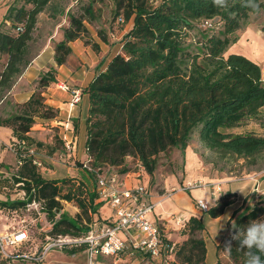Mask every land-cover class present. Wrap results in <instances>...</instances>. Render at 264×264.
Returning a JSON list of instances; mask_svg holds the SVG:
<instances>
[{
    "label": "trees",
    "instance_id": "1",
    "mask_svg": "<svg viewBox=\"0 0 264 264\" xmlns=\"http://www.w3.org/2000/svg\"><path fill=\"white\" fill-rule=\"evenodd\" d=\"M49 1L26 0L27 5H32L30 9L7 8L0 25V55L7 57L0 72V97L27 68L37 15ZM111 1L113 19L121 18L123 23L131 22V26L119 40L121 51L111 57L105 69L84 90L89 101L85 159L90 160L91 168L118 169L119 175L140 173L149 179L156 169L158 155L172 149L184 151L195 132L202 146L219 159H242L254 165L264 153V136L237 134L232 130L245 120L256 118L264 109V67L227 50L235 42L231 36L255 13L242 7L239 0L227 11L214 7L212 0ZM258 2L264 9V0ZM82 11L80 17H69L70 24L55 46L53 61L57 67L64 65L72 53L69 44L86 33L84 21L95 20L91 3L82 7ZM212 20L220 24L216 33L199 29L198 23ZM5 21L11 24L15 34L2 31ZM197 29L198 36L190 37ZM101 37L105 42L103 34ZM94 47L98 50V46ZM55 83L56 70L50 68L38 79L36 88L41 92L35 90L16 115L0 119V127L12 131L16 163H21L11 180L15 185L20 184L24 192L23 200L0 201V208L17 210L35 201L42 202L43 213L51 224L45 235L78 236L89 230L91 217L100 208L94 204L95 175L83 170L80 162L90 187L77 183L76 189L72 185L73 189L62 194L61 185L67 180L45 179L33 163L36 156L44 152L52 156L57 151L29 136L36 118L50 122L58 117V110L45 104L41 95L42 90ZM62 149L65 150L63 142ZM126 158L137 160L142 172L138 166L130 170ZM61 201L75 202L80 214L69 218L61 212ZM234 201L232 193L221 195L209 207L207 216L218 218ZM233 217L219 249L224 251L226 243L231 241V254L224 251L227 259L231 264H244L246 249L241 250L239 241L232 240L236 231L232 225L241 228L252 220L264 218V195L258 197L252 208ZM82 221L85 226L81 225ZM182 228L181 235L188 238L178 248L174 246L170 264H204V241L193 237L203 231L202 220L192 216ZM79 251L73 249L67 254ZM0 264L8 263L0 260Z\"/></svg>",
    "mask_w": 264,
    "mask_h": 264
},
{
    "label": "rangeland",
    "instance_id": "2",
    "mask_svg": "<svg viewBox=\"0 0 264 264\" xmlns=\"http://www.w3.org/2000/svg\"><path fill=\"white\" fill-rule=\"evenodd\" d=\"M26 0H2L6 6H13L15 8L25 7L30 9L32 5H27ZM92 4V9L95 13V20L91 23L84 21L86 33L81 39L72 42V53L66 58L65 72L69 78L83 80L86 82L91 76L93 70L98 71V67L95 68L100 62H105L120 50L119 38L127 32L130 28L129 23H122L119 20L113 19L114 5L111 0H50L43 12L37 15V22L34 31V37L29 44V56L30 60L38 53L43 52V56L47 61L52 57L53 50H55L56 44L62 39V33L65 28L70 24L69 17H80L83 14L82 7ZM200 30L207 29L208 34L216 33L220 30V24L217 20H212L207 23H198ZM3 32L15 34L11 29V24H5L2 27ZM104 35L105 42H103L101 35ZM198 29L190 33V37H197ZM231 38H234L235 42L230 45L227 53L241 54L253 60L256 64L264 67V9L260 12L252 14L246 23L237 30ZM94 46H98V50ZM193 48V47H192ZM106 52V53H104ZM106 54V55H104ZM50 69L49 65L40 71V77L43 73ZM66 77V76H65ZM18 80V79H17ZM16 80V82H17ZM36 81V80H35ZM34 81V82H35ZM70 81V79H69ZM37 82H35L36 92H41L37 89ZM71 88H77L74 83L67 84L65 81H60ZM15 83V82H14ZM14 85V84H13ZM12 85V86H13ZM11 86V87H12ZM34 86V83L33 85ZM51 87V86H50ZM80 88V87H79ZM81 89V88H80ZM82 90V89H81ZM10 90L3 92V95H7ZM44 93V102L49 99L52 91L42 90ZM27 93V91H26ZM83 94V90H82ZM0 97V98H1ZM83 98V103H84ZM46 104V103H45ZM21 105H15L16 112L10 114L9 112H0V118L4 115H16L20 111ZM2 107V106H1ZM0 107V109H1ZM55 109V108H54ZM56 110V109H55ZM73 113V112H72ZM59 115V111H58ZM73 118V117H72ZM66 116L64 117V120ZM38 125V126H37ZM50 127L47 121L35 119V124L32 127L33 134L36 138H40L44 145L49 144L48 136L51 137L52 143L50 146L55 147L57 151L54 155L48 157L45 152L42 155L36 156L38 162L41 164L39 167L40 175L45 179H57L67 180L66 184L62 186V194L68 192L69 189H76L78 184H85L87 188L90 187L85 173L80 167L81 159L76 156V161L73 158H67L65 152L62 149V142L58 138V131ZM51 130V132H48ZM42 132L41 134H38ZM232 133L237 134H254L257 136H264V109L260 111L256 118L245 120L242 125L232 130ZM11 143L7 146L5 153V159L0 163V201L4 202L9 200H23L24 192L21 190V185H15L11 180V176L17 171V164L15 161H10L9 153L13 154L10 150ZM82 148V146L80 147ZM44 154V155H43ZM13 158V157H11ZM80 158V157H79ZM12 160V159H11ZM5 162L9 164H5ZM125 164L130 170H136L138 166L137 160L133 158H126ZM104 170H107L104 169ZM118 169H108V172L114 173ZM167 179L173 181L172 191H166L163 188V182ZM214 182L212 185L210 181ZM251 182L249 191L251 192L244 200L243 205L238 208L236 212L242 213L245 210L246 204L249 201V197L255 198L257 202L258 197L264 195V153L257 158L256 163L250 164L248 161L235 158L219 159L215 154L206 150L198 140V135L195 132L192 134L190 141L184 151L178 149H172L166 153L159 154L157 157L156 169L153 176L149 178V189L160 197L164 195L167 197L170 193L184 191L190 193L193 190H201L207 187H220L225 183H246ZM74 186L73 188L71 186ZM60 186V185H59ZM170 187V188H172ZM253 187V188H252ZM220 190V189H219ZM247 191V189H245ZM236 197V196H235ZM195 200L193 201V208L195 212H200L195 206ZM63 204V202H61ZM76 207L75 202H69ZM42 202L37 201L19 208L17 210H10L7 208H0V230L7 226H14L15 228H26L33 239L35 244L40 246L45 234H48L51 229V224L47 221L46 215L42 210ZM66 208V209H65ZM78 209V208H77ZM247 209V208H246ZM63 213L68 214L70 206L62 205ZM78 214L80 210L78 209ZM233 214V218H236L237 213ZM191 214H194L192 212ZM196 214V213H195ZM69 218L72 216L68 215ZM77 214H75V217ZM194 216V215H193ZM56 219V218H55ZM234 220V219H233ZM187 222V221H186ZM233 222V221H232ZM207 224L208 221H205ZM86 223L81 222L82 226ZM232 223L227 222V235L229 233V227ZM168 233H177L176 227L172 225ZM207 227H211L207 224ZM183 228L180 229V232ZM179 232V233H180ZM224 233L215 237L211 231L205 230L204 232H197L193 235L194 238L201 239L212 236L213 243L219 242V246L223 243L227 237ZM188 236H182L179 243L176 244L178 248ZM176 241L173 237V241ZM217 247L219 255L225 254L223 259L218 260L219 263L231 264L227 259L226 253ZM212 253L211 248L209 249ZM130 258H125L123 255L117 256V258H105L101 259V264H130ZM15 264H32L27 261H20ZM35 264H86L81 256L72 257L68 255L66 251H52L50 252L40 263ZM135 264H150L149 261H141Z\"/></svg>",
    "mask_w": 264,
    "mask_h": 264
},
{
    "label": "built area",
    "instance_id": "3",
    "mask_svg": "<svg viewBox=\"0 0 264 264\" xmlns=\"http://www.w3.org/2000/svg\"><path fill=\"white\" fill-rule=\"evenodd\" d=\"M118 20L123 23L121 18ZM53 87L69 96L65 103L66 119L57 125L62 129L64 149L72 155L77 144L72 112L81 101L82 90L62 82H56ZM10 150L14 152L12 147ZM32 154L29 150V155ZM33 163L41 166L37 160ZM16 164L19 166L21 163L18 161ZM138 168L142 172V168ZM82 169L95 175V201L108 204L113 212L110 222L101 226L90 224L89 230L78 236L45 235L40 246L35 244V239L26 228L4 226L0 230V260L8 264L20 261L35 264L52 251L80 249L79 253L84 255L86 264H101V259L117 258L119 255L127 258L145 256L153 264H170L175 245L163 239L159 226L150 219L154 205L148 201L149 179L133 172L136 185L127 188L119 174L108 172V169L94 170L89 159L82 161ZM195 205L202 213L209 209V205L202 200H197ZM175 224L183 227L185 222L182 224L175 219ZM71 256L75 257L76 254Z\"/></svg>",
    "mask_w": 264,
    "mask_h": 264
},
{
    "label": "crops",
    "instance_id": "4",
    "mask_svg": "<svg viewBox=\"0 0 264 264\" xmlns=\"http://www.w3.org/2000/svg\"><path fill=\"white\" fill-rule=\"evenodd\" d=\"M8 6L5 5V3L2 2V0H0V25L3 22V18L5 16L6 10H7ZM8 24L7 21L4 22V25ZM3 25V26H4ZM2 26V27H3ZM129 26H131V22H129ZM126 32H124L125 34ZM123 34V35H124ZM122 35V36H123ZM122 36L119 38V40L122 38ZM34 37V35H33ZM72 43L69 44L71 50H72ZM120 48H121V44ZM73 51V50H72ZM120 51L116 52L114 55H116L117 53H119ZM106 53V52H104ZM106 55V54H104ZM113 55V56H114ZM53 56H54V50H53V55L52 57L47 61V59L43 56V52L38 53L36 56H34L33 58L30 59V62L27 66V68L24 70V72L22 73L21 76H19L15 81L14 85L11 87V91H9L7 93V95H3L0 98V112H9L10 114H14L16 112L15 109V105H22L25 102H27V100L30 98V96L34 93L35 91V82L39 79V72L44 70L46 68V65H49L50 68H54L56 70V82H60V81H65L67 84L69 83H74V85H79V86H75L77 88H81L83 90V95L81 97V101L80 103L77 105V107L75 108V110L72 113V124L74 127V131H75V135L77 137V144H76V150L72 155H69L65 150H63L65 152V155L67 158H73L72 160L76 161V156H78V159H81V162L85 160V140H86V116H87V112H88V108H89V101H88V96L86 93H84V90L87 88L88 84L93 80V78L96 76V74L99 71H102L105 69L106 65L108 64V62L110 61L107 60L105 62H100L99 64H97L95 66L98 67V71L93 70L94 72H92L91 76H89L88 80L86 82H84L83 80H78V79H72L69 78L66 75L65 69L66 66L62 65L60 67H57L53 61ZM112 56V57H113ZM7 61V57L5 55H0V72L4 69V66L6 64ZM66 76V77H65ZM70 79V81H69ZM36 80V81H35ZM35 81V82H34ZM34 83V86H32ZM47 92L52 91V94L50 95L49 99L45 100V103L48 106H51L55 109H57L59 111V115L57 117V119H55L54 121H50L48 122V124H50V127L54 128L53 126H55V128L57 129V135L58 138L61 140L62 137V129L57 125L58 122L61 123L64 120V117L66 116L65 114V103L68 101L69 96L68 94L61 92L59 90H57L54 87H49L46 89ZM27 91V93H26ZM42 95L44 96V93H42ZM83 98L84 103H83ZM3 111V112H2ZM11 117V115H4L2 116L0 119H7ZM38 126V125H37ZM48 132H51V130H49ZM42 132L38 133L41 134ZM33 134V131H31L29 133V136L32 137L33 139H35L36 141H40L42 142V140L40 138H36ZM13 137H12V131L11 129L7 128V127H0V163L5 159V153L6 152V148L8 145H10V143L13 142ZM48 145H51L52 140L51 137L48 136ZM82 146V148H80ZM9 160L15 161L16 163V157L15 154L13 152V154L9 153ZM13 157V158H11ZM50 157V156H48ZM80 157V158H79ZM12 159V160H11ZM10 163V162H9ZM7 162H5V164H9ZM133 172H128L125 175H119L121 180H124V184L127 188L129 187H134L136 185L137 180L134 179L133 177ZM48 180H57V179H48ZM212 181V180H210ZM216 182V181H214ZM213 181L210 182V184L212 185L214 183ZM251 182H246V183H225L222 186H218L216 187V189L214 190L213 187H207L201 190H193L190 193H186L184 191L181 192H174V193H170V195H168L169 197H164L163 196H159V195H155L150 189L147 191L148 193V201L151 202L154 205V208L152 210V214L150 215V219L159 226V229L161 231V235L163 237V239L165 241H170L172 242L174 245H176L177 243H179L180 239H182V232H180L181 229V225H176L175 224V219H179L181 221V223L183 224L185 221H187L190 217H197L200 218L202 220V224L204 226L203 232L205 230H209L213 233V235H215V237L219 234L224 233V235L227 233V222L231 219V217L233 216V214L238 210V208H240L243 205V200L251 193L249 191V188L251 187ZM163 188L166 189V191H172L175 188H173V181L170 179H167L163 182ZM172 187V188H170ZM253 188V187H252ZM220 189V190H219ZM245 189H247V191H245ZM226 193H232L234 194L235 197V201L233 204H231L230 206L226 207L225 210L223 211V214L221 216H219L218 218L212 219L210 217L207 216V213H199V212H195L194 208H193V201H197V200H202L204 202H206L209 207L214 206L216 200L223 194ZM63 202V204L61 205H67L70 206V210H68V214L72 216V218L75 217V214H78V209L77 207L73 206L72 204H68V202ZM256 203L255 198H253L252 196L249 197V201L246 204V208L245 210L243 209L242 213L246 212L248 209L252 208L254 206V204ZM95 205H100V208L98 209V213L93 214L91 217V222L90 224L95 225V226H101L103 224H106L108 222H110V220L113 217V212L110 209V207L108 206L107 203L104 202H99V201H95L94 202ZM196 206V205H195ZM66 209V208H65ZM64 210H62L61 212H63ZM192 212H194V214H191ZM196 213V214H195ZM238 215V212H236ZM241 214V212H239ZM59 214H57V216L55 217L56 219H58ZM205 221H208V225L211 227L210 229L207 227V224L205 223ZM172 225H174V227H176V232L177 233H172L169 234L168 231L170 228H172ZM51 226V225H50ZM180 232V233H179ZM227 236V234H226ZM173 237H175L176 241H173ZM201 239L204 241L205 244V250H206V254H205V260H204V264H216L218 263V260L223 259V257H225V254H221L219 255L218 251H217V247L219 246V242H211L213 241V237L209 236L208 239H206L205 237H201ZM211 248L212 253L210 254L209 249ZM67 252V251H66ZM81 256L83 261L85 262V257L82 253H76V256ZM127 258V257H125ZM116 259V258H115ZM131 261L130 264H135V263H139L141 261H149L145 256H136L133 258L129 259ZM221 262V260H220ZM150 264H153L149 261Z\"/></svg>",
    "mask_w": 264,
    "mask_h": 264
},
{
    "label": "clouds",
    "instance_id": "5",
    "mask_svg": "<svg viewBox=\"0 0 264 264\" xmlns=\"http://www.w3.org/2000/svg\"><path fill=\"white\" fill-rule=\"evenodd\" d=\"M242 7L250 9L253 13L260 12L261 6L258 0H239ZM236 0H212L214 7L227 11L234 6ZM233 229H236L232 235V240L239 241V248L245 250L244 264H264V218L252 220L246 226L238 228L233 223ZM231 241H228L224 251L231 254Z\"/></svg>",
    "mask_w": 264,
    "mask_h": 264
}]
</instances>
